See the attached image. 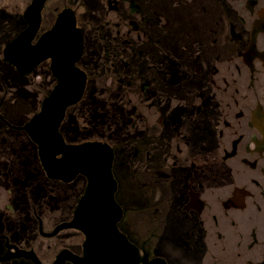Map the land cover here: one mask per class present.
Here are the masks:
<instances>
[{"label": "flooded vegetation", "instance_id": "flooded-vegetation-1", "mask_svg": "<svg viewBox=\"0 0 264 264\" xmlns=\"http://www.w3.org/2000/svg\"><path fill=\"white\" fill-rule=\"evenodd\" d=\"M31 2H0V33L18 26L0 46V264L83 257L69 224L89 179L49 178L21 129L58 85L50 54L75 39L83 91L57 133L111 150L116 228L139 264H264V0H44L29 47L45 58L19 74L3 50ZM9 75L36 79V110L18 121Z\"/></svg>", "mask_w": 264, "mask_h": 264}, {"label": "water", "instance_id": "water-1", "mask_svg": "<svg viewBox=\"0 0 264 264\" xmlns=\"http://www.w3.org/2000/svg\"><path fill=\"white\" fill-rule=\"evenodd\" d=\"M43 1L32 0L25 12L28 23L26 31L17 35L3 50L5 61L14 66L19 74L29 73L45 58L29 47L37 30ZM70 19L68 27L73 25ZM78 48L79 40L75 39L72 53L68 50L63 54H50L51 69L58 79V85L43 100L40 112L33 115L21 129L38 146L41 164L49 178L66 179L70 172H83L89 179V187L78 202L69 224L85 236L83 257L75 263L139 264L137 249L116 228L121 210L113 200L115 183L111 175V150L98 143L66 146L57 133L64 109L77 102L83 91L82 76L72 68V63L78 57ZM70 55H73L72 59L68 57ZM56 154H61V158L55 160ZM141 260L142 264H149L146 255ZM153 264L160 262L156 260Z\"/></svg>", "mask_w": 264, "mask_h": 264}, {"label": "rangeland", "instance_id": "rangeland-1", "mask_svg": "<svg viewBox=\"0 0 264 264\" xmlns=\"http://www.w3.org/2000/svg\"><path fill=\"white\" fill-rule=\"evenodd\" d=\"M18 1L23 0H10L11 6L13 8H16ZM2 2V0H0ZM15 13L14 10H10V15L12 16ZM2 14L0 13V27L2 24ZM18 26L16 25V20H12L11 25L8 27V29H4L3 32L0 33V46L4 43L5 40L11 39V37L14 35V33L17 31ZM1 66V65H0ZM10 77V88L12 89V95L10 98L9 103L6 105V113L9 114L15 121L22 120L25 117H28L33 111L36 110L35 104H37L38 101V91L36 87H34V81H36L35 78H29L28 80L21 79L20 77H13L12 75H9ZM15 86V88H13ZM25 87V88H23ZM12 142V140H10ZM17 144H19L18 140L15 139L13 144L10 143L11 148H18ZM30 145H24V147H29ZM31 157L30 155H27L28 160L26 157L24 158V164H25V173L23 172V175L25 174L22 182L26 180V171L27 168L31 167L33 168V163H31ZM17 162V158H16ZM44 183L41 185L42 189L44 190L52 189V184L46 181H43ZM64 187H59V193L62 194ZM43 190V191H44Z\"/></svg>", "mask_w": 264, "mask_h": 264}]
</instances>
